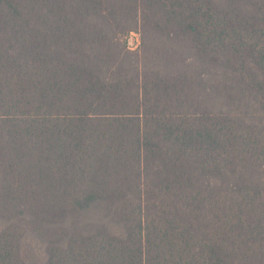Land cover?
<instances>
[{
    "label": "trees",
    "instance_id": "16d2710c",
    "mask_svg": "<svg viewBox=\"0 0 264 264\" xmlns=\"http://www.w3.org/2000/svg\"><path fill=\"white\" fill-rule=\"evenodd\" d=\"M0 264H264V0H0Z\"/></svg>",
    "mask_w": 264,
    "mask_h": 264
},
{
    "label": "rangeland",
    "instance_id": "374dc122",
    "mask_svg": "<svg viewBox=\"0 0 264 264\" xmlns=\"http://www.w3.org/2000/svg\"><path fill=\"white\" fill-rule=\"evenodd\" d=\"M141 43V37L139 33H132L128 37V45L132 50L139 48Z\"/></svg>",
    "mask_w": 264,
    "mask_h": 264
}]
</instances>
